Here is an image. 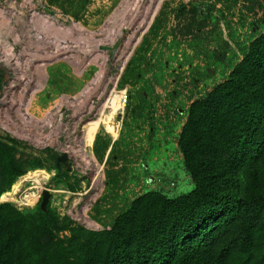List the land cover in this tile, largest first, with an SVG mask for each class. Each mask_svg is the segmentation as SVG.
Returning a JSON list of instances; mask_svg holds the SVG:
<instances>
[{
    "label": "rangeland",
    "instance_id": "obj_1",
    "mask_svg": "<svg viewBox=\"0 0 264 264\" xmlns=\"http://www.w3.org/2000/svg\"><path fill=\"white\" fill-rule=\"evenodd\" d=\"M126 1L0 0V7L13 8L16 3L19 10L25 9V6L20 7L21 3H34L68 26L80 25L90 30H61L32 20L38 30L31 26L32 31L27 23H14L15 30H7V39L3 40L10 47L1 44L0 39L4 52L9 53L15 45L23 53H34L32 58L30 55L24 58L33 59L34 71L49 80L30 107V111L40 116V122L32 121L38 135L30 139L27 134L8 130L0 123L2 158H13L16 167L25 173L23 178L34 171H44V184L35 191L32 204L20 206L2 200V194L20 186L23 178L10 177L3 171L0 161V185L4 187L0 204L12 206L36 219L41 218L42 212L47 213L57 226L69 227L60 230L61 237L74 238L77 232L106 233L139 198L155 193L178 198L195 190L196 181L186 165L180 144L192 104L229 79L251 42L264 33V0H162L149 26L138 33L139 42L119 74L112 60L117 59L120 47L133 33L128 7L124 6ZM2 25L0 18L1 36L2 29L5 30ZM115 29L121 39L120 47L111 38ZM26 32L29 36L24 37L22 33ZM54 36L64 41L68 39L71 46L57 54ZM99 48L109 52L110 77H118L116 83L108 82L105 94H100L103 91L100 84L96 88L97 85L90 81L99 69L92 61L102 58L101 50L96 51ZM0 76H3L0 78L1 98L3 85L11 76L1 63ZM111 95L112 98L117 95L125 104L119 119V135L113 139L100 128L92 153H88L96 167H88L87 158L79 148L84 124L100 113L98 110ZM62 108L65 111L60 125L44 132L49 123L46 116L56 118ZM105 109L107 112L109 106ZM57 122L56 118L54 124ZM93 170L100 172L97 181L93 179ZM239 175L241 194L245 196L251 180L244 172ZM260 175L264 184V160L260 164ZM44 190L50 192V197L42 206ZM259 216H264V210H260ZM237 223L236 220L225 222L229 232L217 255H224L227 247L234 249L226 255L224 264H237L240 260L244 248L240 250L239 246L244 243L248 225L257 238H264L259 234L264 231L263 219L242 227ZM216 235L220 236L218 230ZM261 238L250 250L255 261L257 254L264 253ZM208 242V235H204L202 243ZM202 264L218 262L204 256Z\"/></svg>",
    "mask_w": 264,
    "mask_h": 264
},
{
    "label": "trees",
    "instance_id": "obj_2",
    "mask_svg": "<svg viewBox=\"0 0 264 264\" xmlns=\"http://www.w3.org/2000/svg\"><path fill=\"white\" fill-rule=\"evenodd\" d=\"M180 144L195 190L178 198L158 193L139 198L106 233L61 237L60 230L69 227L57 226L47 213L36 219L0 204V264H202L204 256L224 264L234 249L217 255L229 232L225 222L236 220L242 227L264 220L259 216L264 210V33L251 42L229 79L192 104ZM0 161L10 177L25 175L13 158L0 155ZM241 172L251 180L245 196ZM11 190L1 199L10 201ZM247 229L237 264H264V253L257 254V262L250 251L261 237L250 225ZM217 230L220 236H214ZM204 235L209 244L202 243Z\"/></svg>",
    "mask_w": 264,
    "mask_h": 264
},
{
    "label": "bare ground",
    "instance_id": "obj_3",
    "mask_svg": "<svg viewBox=\"0 0 264 264\" xmlns=\"http://www.w3.org/2000/svg\"><path fill=\"white\" fill-rule=\"evenodd\" d=\"M161 2H162V0H127L126 1V4L124 6L128 7L126 9L128 12L127 15L129 18H131L129 26H130V29H132L133 33L130 36H128V39L125 41L124 44H122V47H120L121 39H119L118 32H117L118 30L115 29L114 30L115 33L111 34L112 35L111 38H112L113 42L117 43L118 46L121 48V51L119 50L120 55L117 57V59H115V61H114V59L112 60L113 65H115L114 67L119 69V74L121 72L122 67L124 66V64L128 60L129 56L131 55L133 48L135 47L137 42H139L138 41V38H139L138 33H141L142 31H144V29H146V27L149 26L152 18L155 16L157 10L159 9ZM31 18L33 21H39L42 24L45 23L46 25L55 27L56 29H61V30L68 29L69 30V28H70V29L74 30V29L81 28V29H84L85 31H90L88 29L81 27L80 25L68 26V25H63L62 23L57 24L56 22H54L55 19L52 16L38 14L37 11H35V10L33 11ZM43 26L44 25H42V28H43ZM48 26H47V28H49ZM47 41H49V40H47ZM54 42L56 44V49H55L56 53L58 50L57 54L64 52L63 50L68 49V47L71 46L68 39H66L64 41L61 37H57V36H54ZM3 46H5V45H3ZM98 50H101V48L96 49V51H98ZM7 52H3L2 55H0V59L4 58L8 62H10L9 59L13 57V54H9ZM88 56H89V54H88ZM101 56H102V58L99 57L97 59H95V58L92 59L93 63H95V65H97L99 67V69L94 74L95 75L94 78H92L90 81H92L95 85H97L96 88H99L101 86V89L103 91L100 92V94H105L107 91L108 82L113 81L114 83H116V80L118 77L116 79H114L115 77H110V75H109L110 74V71L108 68L109 52L101 50ZM112 56H113V54H112ZM99 60H101L100 63H98ZM48 81L49 80H46V78L44 80V77H41L39 85L35 88L36 90L34 91L32 96L30 97L29 102L26 103V107H28L27 113L33 119H37L38 121H39L40 116H35L33 114L34 112L30 111L29 107L33 106L34 102L36 101V97H37L36 95L42 89H44V87ZM105 82H106V84H105ZM99 84H100V86H99ZM103 85H104V87L102 88ZM111 93H114V90H112ZM63 97L65 99L66 96H63ZM117 98L119 99V97L117 95L113 98L111 95L107 101V103H109V105L107 103L102 105V107L100 108L101 110H98V111H100V113L98 115H96V117L94 119H90L89 121H87L84 124L85 131H84L83 136L81 137V140H79V145H80L79 148H80L81 154L83 156L85 155V157L87 158V163H88L87 166L88 167H93V168H94V166L96 167V164L94 162H92L91 158H89L88 153H92L93 144H94V141L97 137V134H98L100 128H104L107 133H109L111 136H113V139L117 138L119 135V130H120L119 119L121 118V113H122V110H123L125 104L123 103L124 100L122 101V99H119L121 101V102H119ZM103 102H101L100 105ZM107 106H109V110L106 112V109L104 110V108H106ZM45 119H46V122H49V123H53L56 120L55 117H50L48 115L46 116ZM61 119H62L61 117L58 118L59 121ZM61 122L62 121H60V123ZM93 171H94L93 172V174H94L93 179L97 181L98 179H100V176H99L100 172L98 170L97 171L93 170ZM45 175H46V173L44 171H40V170L34 171L31 174H28L25 178L22 179V184L18 187H15L13 192L9 196H7V199H9L10 201H12V202H14L20 206L32 204V202L34 201L35 196H36L35 191H37L38 188L44 184V181H45L44 176ZM92 194H93V192H92ZM96 194L98 195V192ZM82 220H83V218H82Z\"/></svg>",
    "mask_w": 264,
    "mask_h": 264
},
{
    "label": "built area",
    "instance_id": "obj_4",
    "mask_svg": "<svg viewBox=\"0 0 264 264\" xmlns=\"http://www.w3.org/2000/svg\"><path fill=\"white\" fill-rule=\"evenodd\" d=\"M23 6H25V9L23 10H19L16 7V3L13 4V8L0 7V18H2L3 20L2 27H5V30L2 29V36L0 35V39H2L1 43H6L9 46V43L7 41H4L3 39H7L5 37H7L6 32L9 28H12V31L15 30L12 26L14 25V23L17 25L21 23H27L30 29L31 26H33L32 29H34L36 26L32 22L31 18L34 10L37 11L38 14L52 16L55 19L54 22H56L57 24L62 23L63 25H66L64 21H61L59 18L54 17L48 12L42 11L34 3H21L20 7L23 8ZM36 30H38V27L36 28ZM22 35L24 37L29 36L28 32L22 33ZM17 36L18 35L16 34V37ZM15 44H17V42ZM23 51L25 52V50ZM3 52L4 50L0 48V55H2ZM26 53H23L21 49L18 50L15 45H12L9 54H13V57L9 59L10 62H8L4 58L0 59V63L2 64V66H6L7 72L11 74L8 82L3 85L2 96L0 98V123L4 128H7L8 130L27 134V137L31 139V136L38 135L39 133L34 131L32 121H40H38L37 119H33L27 113L28 107H26V103L29 102L30 97L36 90L35 88L39 85L42 74L36 73L33 69L36 66L33 64L34 60L30 58H32L34 53ZM25 55H30L31 57L24 58ZM40 67L42 69L41 64ZM61 111L62 112L56 117L57 119L59 117L63 118V112L65 111V109L62 108ZM54 123L55 121L53 123H46L47 127H45L44 132L51 127L60 125L59 120L57 124Z\"/></svg>",
    "mask_w": 264,
    "mask_h": 264
},
{
    "label": "water",
    "instance_id": "obj_5",
    "mask_svg": "<svg viewBox=\"0 0 264 264\" xmlns=\"http://www.w3.org/2000/svg\"><path fill=\"white\" fill-rule=\"evenodd\" d=\"M49 197H50V192L48 190H44V192H43V202H42V206H45V204L49 200Z\"/></svg>",
    "mask_w": 264,
    "mask_h": 264
}]
</instances>
